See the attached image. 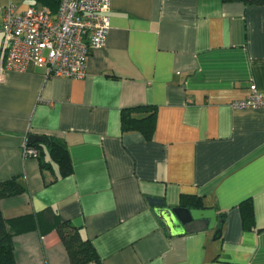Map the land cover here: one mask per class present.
I'll return each instance as SVG.
<instances>
[{"label":"crops","instance_id":"crops-1","mask_svg":"<svg viewBox=\"0 0 264 264\" xmlns=\"http://www.w3.org/2000/svg\"><path fill=\"white\" fill-rule=\"evenodd\" d=\"M9 2L49 11L0 0V28ZM109 17L82 78L38 66L2 75L0 181L23 187L0 199L16 264H70L47 208L79 229L99 264H264V108L231 106L250 85L264 91V6L110 0ZM142 105L155 108L149 140L121 129V110ZM29 135L62 143L71 173L55 178L53 162L41 170L24 157ZM182 195L215 212L213 229L168 232L148 199L175 208Z\"/></svg>","mask_w":264,"mask_h":264},{"label":"built area","instance_id":"built-area-1","mask_svg":"<svg viewBox=\"0 0 264 264\" xmlns=\"http://www.w3.org/2000/svg\"><path fill=\"white\" fill-rule=\"evenodd\" d=\"M110 0H58L55 13L8 3L2 11L0 81L5 72L43 67L47 77L82 78L89 51L102 48L110 29ZM233 108H264V91L250 85ZM24 157L37 152L26 143Z\"/></svg>","mask_w":264,"mask_h":264},{"label":"trees","instance_id":"trees-1","mask_svg":"<svg viewBox=\"0 0 264 264\" xmlns=\"http://www.w3.org/2000/svg\"><path fill=\"white\" fill-rule=\"evenodd\" d=\"M249 5L264 6V0H236ZM42 7H47L49 13H55L58 7V0H36ZM47 11V10H46ZM148 111L144 116H136L142 112ZM155 108L150 105L135 106L121 110V129L126 131H138L147 140L151 139L154 127ZM49 143H26L34 148L37 152L36 157L39 160L41 170H51V162L57 166L55 178L63 177L71 173L72 166L65 146L59 141L48 138ZM45 147L48 151L49 160H44L41 155V148ZM23 187L17 182L15 177L0 181V199L20 193ZM180 206L186 208H200L199 199L191 196L180 197ZM242 221L245 227L252 224L251 203L246 201L241 205ZM44 216L54 221V228L65 245L70 264H99V259L90 241L83 237L79 229L72 226L69 222H56V213L47 208L43 212ZM13 232L8 226L7 221L2 217L0 212V264H16L13 249Z\"/></svg>","mask_w":264,"mask_h":264},{"label":"water","instance_id":"water-1","mask_svg":"<svg viewBox=\"0 0 264 264\" xmlns=\"http://www.w3.org/2000/svg\"><path fill=\"white\" fill-rule=\"evenodd\" d=\"M27 141L28 143H49L48 139L39 135H29ZM148 202L157 207L156 212L170 234L213 229L216 222L215 212L211 209L167 208L163 206L161 200L153 198H149Z\"/></svg>","mask_w":264,"mask_h":264},{"label":"rangeland","instance_id":"rangeland-1","mask_svg":"<svg viewBox=\"0 0 264 264\" xmlns=\"http://www.w3.org/2000/svg\"><path fill=\"white\" fill-rule=\"evenodd\" d=\"M25 9V8H24ZM18 10H23L21 7H18Z\"/></svg>","mask_w":264,"mask_h":264}]
</instances>
